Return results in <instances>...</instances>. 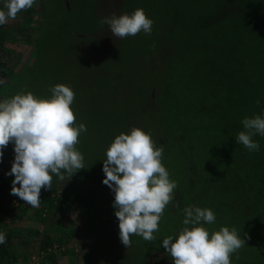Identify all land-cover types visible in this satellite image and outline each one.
<instances>
[{
  "label": "rangeland",
  "instance_id": "rangeland-1",
  "mask_svg": "<svg viewBox=\"0 0 264 264\" xmlns=\"http://www.w3.org/2000/svg\"><path fill=\"white\" fill-rule=\"evenodd\" d=\"M235 1L237 10L223 0H36L0 25V102L29 91L50 98L57 84L72 88L76 123L87 128L76 148L84 156L82 181L90 194L77 174L71 178L63 170L64 180L53 175L51 190H41L38 208L0 185V232L6 234L0 264H174L162 240L178 236L189 206L215 213L213 224H203L210 232L234 227L245 239L232 264H264V234L256 245L247 242L256 224L246 222L256 218L242 190L247 183L256 187L264 157L256 159L236 141L245 130L238 122L264 117V0ZM5 2L0 0V9ZM136 9L153 21L150 35L119 38L101 23ZM159 100L163 109L157 108ZM254 100L260 101L256 113ZM159 119L168 128L158 126ZM134 127L155 142L167 139L162 163L178 186L154 233L156 241L134 235L126 248L119 239L114 192L103 184L102 169L115 137ZM253 140L264 146L259 134ZM191 142L207 145L199 146L203 160L194 147L180 156L183 144ZM14 156L10 143L0 180L11 186L14 176L6 173ZM185 162L212 163L213 169L201 173L196 165L189 174ZM199 172L205 181L213 176L210 186L200 188ZM97 224L113 225L114 237L91 258Z\"/></svg>",
  "mask_w": 264,
  "mask_h": 264
},
{
  "label": "clouds",
  "instance_id": "clouds-1",
  "mask_svg": "<svg viewBox=\"0 0 264 264\" xmlns=\"http://www.w3.org/2000/svg\"><path fill=\"white\" fill-rule=\"evenodd\" d=\"M35 2L6 0L0 9V25L32 8ZM101 23L109 25L111 33L119 38L140 32L150 35L153 25L143 9L113 15ZM50 91V98H39L29 91L0 102V162L12 143L15 156L6 173L14 176L10 194L33 208L40 206L41 190H51L53 175L64 180L62 170L72 178L84 169V156L76 145L87 128L76 123L71 107L75 92L64 84H57ZM256 103L259 105L260 101ZM242 124L245 130L238 133L236 141L250 152L258 151L260 146L253 136L264 137V117H246ZM162 157L163 147H157L150 133L136 127L129 134L116 136L106 151L102 182L114 192L112 206L119 221V239L126 248L131 246L134 235L156 241L154 233L159 231L164 211L174 199L178 185L170 179ZM183 212L185 227L175 239L168 236L162 240L174 264H232L231 256L245 246L237 229L221 227L210 232L203 224H213L216 215L208 208L189 206ZM4 243L6 234L0 232V244Z\"/></svg>",
  "mask_w": 264,
  "mask_h": 264
},
{
  "label": "trees",
  "instance_id": "trees-1",
  "mask_svg": "<svg viewBox=\"0 0 264 264\" xmlns=\"http://www.w3.org/2000/svg\"><path fill=\"white\" fill-rule=\"evenodd\" d=\"M223 3H224V5H226V7L237 10V3H236L235 0H223ZM43 29H46V27H44ZM43 29L40 28V32ZM38 35H40V33ZM37 36H36V39L34 40V45L35 46L37 45L38 38H39ZM249 83H254V82H249ZM10 92H11L10 94H13L12 91H10ZM250 92L255 94V92H252V91H250ZM159 103L160 104L157 105V108L160 106V108L163 109V106H162V105H164L163 101L159 100ZM263 104H264V102H263ZM257 107L258 106L256 105V100H254V105L252 107L254 113H256L258 111ZM238 125L239 126H243L242 122H238L236 124V126H238ZM158 126L164 127V128H168V125H165L164 124V120H162V119H159ZM162 135L165 136V134L163 132H162ZM220 135H221V137L226 138V137H224V134L220 133ZM166 140L167 139H164V138L161 139V140L158 139V141H156V142H158L157 143V147H161L162 146L163 148H167L168 149L170 147V144H168V141H166ZM199 144L200 145H196L195 143H192V142L183 144V147L181 148V151H180V154H181L180 156H182V157L186 156V151H192V149L194 147L195 151L196 150L198 151V153L196 151L195 156H197L199 158V160H203L204 156H206L204 154L205 150H203L202 151L203 153H202L201 151H199V146H207V145H204V142H200ZM259 146L260 147H259L258 151L250 152L251 155L253 157H255L256 159L260 158L262 156L264 157V146L263 147H261V145H259ZM248 152L249 151H246V153H248ZM211 153H212V151L210 150L209 154H211ZM259 154H261V156H258ZM202 163H203V165L192 164L191 162H185L184 163V167H185V170L189 171V174L191 173V171H194V172L197 171L196 165H198L197 168H199V171L201 173H204V170H206V169H213V164L212 163H205V162H202ZM257 165H260V163L257 162ZM200 172H199V176L202 179V183L200 185V188L201 187H205V186L206 187L210 186L211 185L210 184L211 181H213V178H212L213 176L211 177V179H210V177L209 178L206 177L207 181H205V179L202 178V175L200 174ZM85 173H87V172L82 171V169L79 170L76 173L78 180L82 184H83L82 179L84 178V176H86ZM209 179H210V181H209ZM247 184H245V186L242 187L243 197L247 198V201H249V200L251 201L252 204L249 203L246 206V208L249 211H251L252 215L256 218V220L255 219H251V220L246 222L249 225L256 224L254 228H252L250 231H248V234H249L250 238L248 237L249 240L247 242L250 243L251 245H256L257 242L259 241V239H262V235L264 234V172L262 174V178L258 179L257 185H256L255 188H253L250 183L248 184V186H249V188H248ZM0 185H4L8 189H11V187H12L11 185H9L8 183H6L3 180H0ZM83 186H84V184H83ZM92 187H93L94 190L98 189V186H96L95 184H93ZM84 189H85L86 193L89 192V191L86 190L85 186H84ZM88 196L90 197L89 193H88ZM236 201H238V200H236ZM232 202H235V201H232ZM259 219L261 220V222L259 221ZM106 227L107 226H105V228H104V225L102 227L99 226V224L96 225L95 233H96L97 236H99V238H95V240H93L89 244V249H91V251L88 250L89 251L88 254L90 253L91 258L97 257V255L100 254V251L103 252L108 247V245L113 242V240L111 238L114 237V233L113 232L110 233V231L113 229V225H111V226L108 225L109 228H106ZM168 229H170V228H168ZM94 250L97 253H95ZM2 252H3V250L0 247V257H3V253Z\"/></svg>",
  "mask_w": 264,
  "mask_h": 264
},
{
  "label": "built area",
  "instance_id": "built-area-1",
  "mask_svg": "<svg viewBox=\"0 0 264 264\" xmlns=\"http://www.w3.org/2000/svg\"><path fill=\"white\" fill-rule=\"evenodd\" d=\"M32 258H34V257H32Z\"/></svg>",
  "mask_w": 264,
  "mask_h": 264
}]
</instances>
